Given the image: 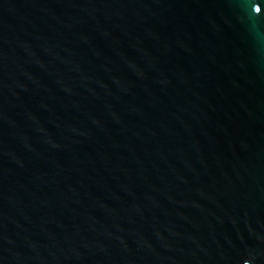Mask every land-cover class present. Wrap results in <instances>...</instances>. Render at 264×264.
Returning <instances> with one entry per match:
<instances>
[{
  "label": "water",
  "instance_id": "water-1",
  "mask_svg": "<svg viewBox=\"0 0 264 264\" xmlns=\"http://www.w3.org/2000/svg\"><path fill=\"white\" fill-rule=\"evenodd\" d=\"M0 264H264V0H0Z\"/></svg>",
  "mask_w": 264,
  "mask_h": 264
}]
</instances>
